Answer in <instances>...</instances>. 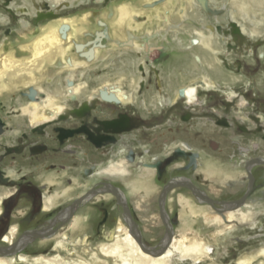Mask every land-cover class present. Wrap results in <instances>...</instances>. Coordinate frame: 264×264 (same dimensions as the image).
<instances>
[{
  "label": "flooded vegetation",
  "instance_id": "flooded-vegetation-1",
  "mask_svg": "<svg viewBox=\"0 0 264 264\" xmlns=\"http://www.w3.org/2000/svg\"><path fill=\"white\" fill-rule=\"evenodd\" d=\"M205 13L208 20L217 23V31L227 33V41L222 40L223 49L241 53L249 47L245 42L249 35L240 25L223 24L225 19H214L223 15L224 9L217 14ZM38 19L36 15L33 22L39 23ZM188 27L187 31L181 26L173 27L165 39L157 38L156 41L160 39L162 43L156 42L159 48L154 53L145 49L134 51L145 57L158 53L159 58L166 61L169 58L166 43L189 41L193 29ZM94 41H98L96 37ZM221 57L230 67L229 58ZM262 57L264 54L257 60ZM159 58H145L144 63H138V76H142L140 86L133 91V100L126 104L103 91L100 97L91 100L69 101V108L56 119L36 124L28 119L22 130L15 128L7 115L2 114L0 106V188L8 191L1 204L0 245H9L4 237L13 224L17 225L15 241L37 229L42 237L25 247L22 252L27 253L37 241L53 237L80 210L92 205L101 213L100 226L110 219L116 222L118 217L129 225L126 216H131L136 225L132 230L141 234L151 251L157 252L166 240L174 241L180 234L183 226L180 196H188L194 207L200 206L199 212L210 206L219 214L225 208L236 206L243 198L245 204L241 208L257 198L258 202L254 203L263 208L259 216L264 220V106L256 109L258 93H251L249 88L237 91L233 86L213 90L198 86L197 102L191 103L180 85L171 98L167 99L164 90L160 92L158 88L156 95L148 100L147 83L153 76L157 85L162 79ZM231 90L236 96L228 94ZM27 92L29 90L22 91L21 95L29 98ZM242 97L247 105L240 108ZM218 98L223 102L221 112L216 102ZM35 99L39 96L35 95ZM207 133L213 137L208 145L214 156L226 155L232 169L242 170L241 176L236 178L239 182L228 184L226 192L218 198L198 182ZM139 176L142 180L152 176L160 189L150 194L148 202L142 201L137 207L128 191L133 182H142L137 180ZM90 181L93 182L89 184ZM171 182H176V186L162 196L163 189ZM183 184L207 193L215 200L214 205L200 202ZM65 192L72 195L58 202L56 196ZM106 194L111 195L109 200H97V196ZM122 195L126 207L121 203ZM145 220L148 229L142 227Z\"/></svg>",
  "mask_w": 264,
  "mask_h": 264
},
{
  "label": "bare ground",
  "instance_id": "bare-ground-1",
  "mask_svg": "<svg viewBox=\"0 0 264 264\" xmlns=\"http://www.w3.org/2000/svg\"><path fill=\"white\" fill-rule=\"evenodd\" d=\"M23 1L20 10L29 11L34 15L42 11L44 7L56 11L65 3L76 6L82 0ZM182 1L185 2L186 7L183 9L184 12L179 20V25L185 24V26H191L193 29V34L187 45L188 49L206 47L204 49L210 51L214 50V43H220L222 40L227 41V33L217 31V23L204 21L205 12L208 14L210 12L203 8L199 0ZM164 4L165 0H123L102 11L89 10L71 16H61L59 14L51 18L46 24L40 25L37 29H30L29 25L24 22L18 33L10 39L0 42V95L11 93L23 86H33L39 99H31L27 106L22 108V112L28 116L31 124L56 119L67 109V106L60 103L59 100L64 99L67 102L68 100L79 99L82 93L86 94L87 100L100 97L101 92L104 91L115 95L124 104L131 102L134 94L130 93L131 91L124 90L120 85L121 83H114L106 78L101 79L103 83L100 86L90 89L87 81L74 83L75 72L81 69V74L84 75L82 69L89 66L88 61L93 59L106 60L108 58L111 50L108 48L109 44L100 43L103 39H106L110 45L112 44L114 49L126 50L133 48L138 51L145 49L148 52H155L159 46L154 44L152 40L158 35L166 38L168 29H160L156 33H148L142 37L138 36L137 31L142 26V14L148 12L169 13V7H165ZM208 4L212 11H223V9L228 11L225 15L226 22L223 24L236 23L241 26L246 34L249 33L246 25L237 18L234 9L227 8L226 2L217 5L214 0H208ZM241 14L242 18H250L249 12L244 8L241 9ZM251 22L255 24L254 20H251ZM91 35L96 37L98 41L91 40ZM139 40L144 42L141 43ZM212 52L214 53L215 50ZM192 55H194V64L199 67L204 61V56L201 57L200 54L196 53ZM52 68L55 69L56 74L64 71L68 72L64 78L66 85L51 92L49 89V92H47L39 83L43 80L53 81ZM83 79L81 78V80ZM135 81L133 80V82ZM134 86L132 83L131 87ZM198 86H201L204 90L219 89L216 82L208 78L184 86V94L191 103L197 102L195 100H197ZM228 94L231 96V94L236 93L231 90ZM246 105L247 101L244 98L240 100V108ZM237 182L239 181L231 179L228 184L231 185ZM0 190L2 191V189ZM133 192L137 194L136 189H133ZM7 193L8 191L5 189L0 193V213L2 210L1 204ZM68 195V192H65L63 195L58 194L56 198L59 202ZM146 196L144 194L139 198L137 197V199L134 198L136 202L138 200L137 207L142 201H147ZM101 198L108 200L111 195L97 196V200ZM237 211L243 219L248 217L241 208L229 210L224 216L214 212L212 214L214 213V216L229 222V228L232 229L233 226L234 230H240L242 228L241 222L234 219ZM87 221L88 215L77 213L53 237L40 240L42 245L50 241L53 242V250L59 253L54 255L52 259H47L42 255L34 256L26 252H20L16 255L0 256V264H111L110 261L113 262L112 264H172L178 254L193 257L194 264L214 260L215 246L209 248V245L202 240L192 242L190 245L185 244V246L182 243V246L178 247L174 244V239L171 247L163 255L153 256L140 247L122 217H119L115 227L110 232L108 231L107 241L93 247L88 234L85 232ZM255 224L256 222H252L249 225L254 227ZM223 231L225 230H222L221 234H224ZM16 236L17 225L13 224L10 232L5 235L4 241L7 244H12L15 242ZM60 253H64L65 257ZM258 257L262 258L259 264H264V247L253 254L239 257L235 262L236 264H253ZM212 264L223 263L214 260Z\"/></svg>",
  "mask_w": 264,
  "mask_h": 264
},
{
  "label": "rangeland",
  "instance_id": "rangeland-1",
  "mask_svg": "<svg viewBox=\"0 0 264 264\" xmlns=\"http://www.w3.org/2000/svg\"><path fill=\"white\" fill-rule=\"evenodd\" d=\"M122 1L123 0H82L79 5L76 6L65 3L59 8V10L56 11H58L61 16L78 15L89 10L102 11L110 5ZM214 2L217 5H221L223 2H226L227 8L234 9L237 18L248 28L249 39L245 42L249 45V47L245 48L244 51L242 50L241 53L229 50L227 48L223 49L222 41L220 43H214L213 49L215 50V52L213 53L212 51L214 50L209 51L208 49H204L206 47H198L194 48L193 50H187V45L189 43L188 39H185L183 43L173 42L171 40L170 43H166V48L169 51L167 57L169 56V58L166 61H163L161 58H159L160 55L158 53L149 54L147 57H145L144 54L139 55L136 51H134L136 49L133 48L126 49L127 51L124 49H114V46L112 44L110 45V43L106 39H103V42L101 41L100 43L109 44L108 48H110L111 50L110 55L106 60H87L89 66L82 69L83 73L85 74H81V69L77 70L74 75V83L77 84L79 81H87L90 89H94L100 86L101 83H103L101 79L107 78L111 82H119V84L121 83L120 85L124 90L130 88L131 92L128 90L126 91L134 94L133 91H137L138 87L140 86L139 80L142 77L138 76V63L140 61H143L145 58L151 60H158L159 58L160 63L158 64V68L160 69V76L162 79L158 82L157 85L155 76H153L152 80L147 83L145 89L146 98L148 100H151V98L156 95L155 90L158 88L160 89V92L161 90H164L163 92L166 94L168 99L169 97L171 98L174 96L175 89L180 85H183L182 87H184L189 84L198 83L200 80H204V78H208L211 81L216 82L217 85L219 84L218 88L233 86V88L237 91L249 88L251 93H258V103H256V109H263L260 107L264 106V57L260 58V60H257V58L259 57V55L264 54V0H214ZM23 3V0H0V42L5 39H10L14 34L18 33V30L22 28L24 22L29 25L30 29H37L40 25L46 24L50 20L46 19L41 20L37 24L34 23L33 18L38 15V13L33 15L29 11L28 13L27 11L20 10V6H22ZM164 5L165 7H169V13L148 12L141 15V19L143 22H141L142 26L140 27L139 31H137L138 36L142 37L144 35H147L148 33L153 34L160 29H168L169 32L171 28H178L179 26L184 27L183 29H185L186 31L190 30L188 25H179V20L181 19V16L184 12L183 9H185L186 7L184 1L165 0ZM28 8L30 9V7ZM239 8L246 9L247 12H249L250 18H242L241 9ZM47 10L49 9L44 7L42 11ZM227 12L228 11L225 10L223 15L218 16V18L214 17V19H218L220 21L224 20ZM208 18V15L205 13L204 21L212 23V19H210V21L208 20ZM250 19L254 20L255 24H253ZM172 34L174 33H171V36ZM191 34H193V30ZM90 38H92L91 40H94V37L92 35L90 36ZM157 38L165 39V37L158 35L152 40V42L156 45V42L162 43V40L160 39L156 41ZM259 40H261V43H256ZM139 41L141 43L144 42L142 40ZM254 43H256L257 45ZM194 53L198 55L200 54L201 57L204 56V61L202 60L203 63H201L199 67L194 64V55H192ZM218 54L221 56H225V58H229L231 66L227 67L226 64L222 62V57ZM107 66L109 67L106 70L105 68ZM51 73L53 74V81L48 82L46 80H43L39 83V85L42 86L47 92H49V89L51 92L56 88L65 87L66 83L64 78L65 76H67L68 72L64 71L60 74H56L55 69L52 68ZM81 78L84 79L81 80ZM133 80L136 81L133 82ZM132 83L133 86L135 85L133 87L134 89L131 87ZM30 87L33 86H23L19 89H15L11 93H4L0 95V106H2L1 111H3L2 114L4 116L7 115L6 117L8 118V120L14 123L15 128H18L20 130L23 129L22 125H25L29 119L28 116H26L22 112V108L24 106H27L28 102L31 100H29L28 97L21 95V92L29 90ZM82 98H87L86 94L82 93L79 99ZM157 98L159 99L161 97ZM154 99H156V97ZM69 101L70 100L66 102L64 99L59 100V102L67 106V108H69ZM216 102L220 105L219 112L223 111L224 107H221L223 105L221 99L218 98ZM74 105H76V103H74ZM12 110L16 111L11 114L7 113L8 111ZM250 111H252V109ZM262 117L264 120V114H262ZM207 130L211 131L210 129ZM252 139L254 138H251V140ZM234 163L236 164L237 162L235 161ZM238 171L241 175L242 170L238 168ZM140 179L142 180L140 176L137 177L138 181H140ZM143 180H147V182L142 181L137 184L133 182L132 186L130 187V192L133 196V200L135 197L136 199L137 197L139 198L141 194H146V200L148 202L150 194H152L153 192H157V190L160 189V185L153 179L152 176H145ZM229 180L227 181V183L229 182ZM92 182L93 181H90L89 184H91ZM133 189L137 190V194L133 192ZM141 190H143L144 192L141 193ZM2 191L0 190V193ZM71 195L72 194L70 193L68 196ZM257 200V198H252L251 202H248L243 208H241V210L244 211L248 216L247 218L243 219L241 214L238 213L239 211H237L234 219L241 222L240 224L242 228L240 230H234L233 226L232 229L228 227L229 222H225L217 216H214V213L217 212L213 211L210 206L201 208V212L197 213L194 209L192 201H190V199L187 197L181 196L180 202L183 204V208H189L192 213L196 214V216L200 214L201 219L196 225L192 226L184 225L188 222L184 219V224L183 226H181L179 236L175 237L174 244L178 247H181L182 243L185 246V244L190 245L192 242H199L200 240H202L207 245H209V248L215 246L216 250L213 253V257L216 262L223 264H236L235 261L239 257L243 255L253 254L260 248L264 247V220H262L259 216V212L263 210H261L262 207L256 204ZM254 201L256 203H254ZM185 202H187V204H185ZM212 212L214 213L212 214ZM78 214L88 215L87 227L85 232L88 234L89 241L91 242L93 247H97L103 241H107V235L117 223V221L115 222V220L110 219L106 224L101 226L98 225L101 213L92 205H89V207L80 210ZM252 222H256L254 227H251V225H249ZM142 227L144 229H148L149 226L147 225L146 220L143 222ZM222 230H225L223 231L224 234H221ZM27 253L34 256L42 255L47 259H52L54 255H57L59 252L53 250V242L50 241L47 243H43L42 245L41 241H37L32 247L31 251ZM61 255L65 257L64 253ZM187 256L188 255L178 254L172 264H194L193 257ZM260 258L258 257L253 264H259L262 260V258ZM213 261L207 260L200 264H212ZM110 262L111 264L113 263L112 261Z\"/></svg>",
  "mask_w": 264,
  "mask_h": 264
},
{
  "label": "water",
  "instance_id": "water-1",
  "mask_svg": "<svg viewBox=\"0 0 264 264\" xmlns=\"http://www.w3.org/2000/svg\"><path fill=\"white\" fill-rule=\"evenodd\" d=\"M199 1L203 5V8L206 11L210 12V14H217V13L221 12L220 10H216V11L210 10L211 8L209 7L208 0H199ZM59 14L60 13L55 12L52 9H49L47 11H39L38 12V16H39L38 20L41 21V20L51 19V18L58 16ZM234 24H236V23H234ZM25 94L27 96H29V98L34 99L35 95H36V90L34 87H30L29 92H27ZM176 184H177L176 182H171L167 186H165V188L163 189V192H162V196L165 195L166 191L169 188L176 186ZM183 185H185L186 187H189L193 191L194 195L198 198V200L200 202L208 203L212 206L214 205L215 200H213L209 195H207V193H205L201 189L195 188V187L191 186L190 184H183ZM122 199H123V195H122ZM121 203L124 205V207H126L125 199H123V201ZM244 204H245V198H243L241 201H239V203L236 206H234L232 208H225L223 211H221V215L224 216L225 215L224 213L229 211V210H237V209L241 208ZM76 210H77V207L74 209V212ZM126 219H127L128 224H129L128 226H129L130 233L135 237V239L139 243L140 247L145 252H147L153 256H160V255H163L171 247V245L173 243V239L170 238V239L165 241L164 246L161 250H159L157 252L151 251V249L146 245L145 241H143L141 234L139 232L137 234H135V232L132 230V228L136 226L133 218L131 216H126ZM39 237H42V235L40 234V232L37 229L32 230V231H28L23 236H21L18 240H16L14 243L9 244V245H0V256L16 255V254L22 252L29 243L37 240Z\"/></svg>",
  "mask_w": 264,
  "mask_h": 264
},
{
  "label": "crops",
  "instance_id": "crops-1",
  "mask_svg": "<svg viewBox=\"0 0 264 264\" xmlns=\"http://www.w3.org/2000/svg\"><path fill=\"white\" fill-rule=\"evenodd\" d=\"M210 138H213L212 135L210 133H207L206 141H204L202 145V169L198 182L202 186V188L208 191L215 198H218L222 193L226 192V189L228 188L227 181L231 178L236 179L241 175L236 168L235 170L232 169V162L228 160L226 155H222L221 157L214 156L208 145V141ZM128 194L132 199L133 196L130 194V190L128 191ZM184 197L189 198L188 196ZM198 207L200 206L195 205L194 207L197 213L199 212V210H197ZM184 219L188 221L187 224L183 223ZM200 219V214L196 216V214L192 213L190 209L183 208V205H181L182 224L190 226L196 225Z\"/></svg>",
  "mask_w": 264,
  "mask_h": 264
}]
</instances>
